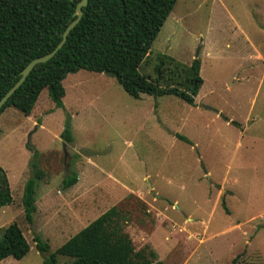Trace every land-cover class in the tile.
I'll list each match as a JSON object with an SVG mask.
<instances>
[{"label":"rangeland","instance_id":"obj_1","mask_svg":"<svg viewBox=\"0 0 264 264\" xmlns=\"http://www.w3.org/2000/svg\"><path fill=\"white\" fill-rule=\"evenodd\" d=\"M161 53L184 65L199 58L196 104L135 98L115 77L80 70L63 81L62 107L45 88L30 115L0 114L13 196L0 236L16 221L31 245L0 264H43L36 233L55 251L112 206L129 217L135 248L166 264H264V0H177L141 70L154 76ZM67 118L71 142L61 137ZM33 161L44 173L29 223ZM72 171L78 181L64 188Z\"/></svg>","mask_w":264,"mask_h":264},{"label":"trees","instance_id":"obj_2","mask_svg":"<svg viewBox=\"0 0 264 264\" xmlns=\"http://www.w3.org/2000/svg\"><path fill=\"white\" fill-rule=\"evenodd\" d=\"M80 0H0V99L19 79L22 69L34 58L52 51L74 19ZM177 0H88L83 16L54 57L40 63L0 109L14 107L30 115L41 92L47 88L56 106L62 107L66 94L63 81L80 70L106 73L116 78L135 98L142 94L175 95L190 105L203 84L201 62L195 58L184 65L161 53L155 74L141 70L166 19ZM61 137L73 141L71 119L67 118ZM181 138H184L180 136ZM185 139V138H184ZM187 140V139H185ZM188 141V140H187ZM33 176L24 187L26 220L33 222L36 187L43 171L33 161ZM72 171L63 187L77 183ZM13 201L9 181L0 167V208ZM129 217L112 206L74 234L55 251L39 234L35 247L43 264H60L59 256L70 258L62 264H166L149 246L136 249L125 225ZM31 245L20 225L13 221L0 236V262L23 259ZM237 258L233 260V264Z\"/></svg>","mask_w":264,"mask_h":264},{"label":"water","instance_id":"obj_3","mask_svg":"<svg viewBox=\"0 0 264 264\" xmlns=\"http://www.w3.org/2000/svg\"><path fill=\"white\" fill-rule=\"evenodd\" d=\"M88 3V0H80L77 5L76 9L74 11V19L66 26L65 30L62 33V39L57 44V46L50 52L38 56L34 59H32L25 67L22 69L20 73L19 79L14 83V85L2 96L0 99V109L3 107V105L7 102V100L10 98V96L23 84V82L26 80L30 72L36 67V65L40 63H45L48 60H50L52 57L55 56L57 51L63 47L65 42L68 39V35L71 32L72 29L76 27V25L79 23L83 16V7H85Z\"/></svg>","mask_w":264,"mask_h":264}]
</instances>
